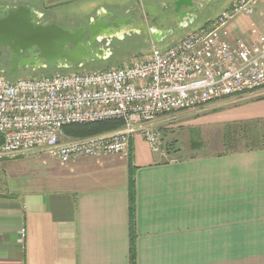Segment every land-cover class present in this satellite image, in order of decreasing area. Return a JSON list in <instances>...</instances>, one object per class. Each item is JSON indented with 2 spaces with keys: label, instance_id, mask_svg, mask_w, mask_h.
Returning <instances> with one entry per match:
<instances>
[{
  "label": "crops",
  "instance_id": "obj_1",
  "mask_svg": "<svg viewBox=\"0 0 264 264\" xmlns=\"http://www.w3.org/2000/svg\"><path fill=\"white\" fill-rule=\"evenodd\" d=\"M230 28L246 40L263 31L264 0ZM183 111L168 126L203 125L224 145L225 127L241 122L231 139L257 142L173 154L136 133L128 153L59 161L16 187L0 180V264H130L132 212L137 264H264V87Z\"/></svg>",
  "mask_w": 264,
  "mask_h": 264
},
{
  "label": "built area",
  "instance_id": "obj_2",
  "mask_svg": "<svg viewBox=\"0 0 264 264\" xmlns=\"http://www.w3.org/2000/svg\"><path fill=\"white\" fill-rule=\"evenodd\" d=\"M258 2L231 0L208 23L131 64L16 79L0 74V160L47 153L67 164L128 153L136 133L161 152L153 125L161 116L264 87V30L246 40L229 28L236 15H252ZM111 119L123 125L83 137L64 132L69 124ZM19 234L23 242L26 227Z\"/></svg>",
  "mask_w": 264,
  "mask_h": 264
},
{
  "label": "flooded vegetation",
  "instance_id": "obj_3",
  "mask_svg": "<svg viewBox=\"0 0 264 264\" xmlns=\"http://www.w3.org/2000/svg\"><path fill=\"white\" fill-rule=\"evenodd\" d=\"M163 1L167 3L163 5ZM211 1L121 0L114 2V5L130 2L122 14L104 9L105 12L101 11L99 4L78 18L72 12H67L69 10L59 14L61 11L55 9L73 0L53 1L50 4L43 0H0V73L12 75L25 68H40L38 64L41 67L57 66L45 60L38 44H20L13 32L6 30L10 25L17 24L15 26L20 32L28 25L32 29L61 26L74 36V41L65 45L61 53L70 55L78 46L79 63L84 66L107 54L105 40L111 36L132 33L143 37L148 44H153L179 34L204 13L205 5ZM162 6L164 8L160 10ZM28 13L30 16L26 17ZM67 63L77 64L75 61Z\"/></svg>",
  "mask_w": 264,
  "mask_h": 264
},
{
  "label": "rangeland",
  "instance_id": "obj_4",
  "mask_svg": "<svg viewBox=\"0 0 264 264\" xmlns=\"http://www.w3.org/2000/svg\"><path fill=\"white\" fill-rule=\"evenodd\" d=\"M43 1L50 4L53 3V1L62 0ZM114 1L115 0H73V2L55 7V9L61 11L59 14L64 12L66 13V11L69 10L67 12H72V15L78 16V18H80L84 14L94 10L96 8V5L99 4L101 5V11L109 10V12L114 11L116 14H122L128 7L127 5L130 3L128 2L126 4L117 6L114 5ZM226 1L227 0H212L205 5L204 13L200 15L194 23H192L188 27L183 28L179 32V34L167 38L162 42L148 44L143 37L134 35L132 33L114 35L105 40V52H107V54H103V57H101L99 60L86 64L84 66L79 64H69L62 67L48 66L33 69L25 68L13 73L12 75L4 73L0 74H4L9 79H16L19 77H39L51 75L57 71L63 73L83 72L93 69H108L111 67L131 64L135 60L144 58L146 55L151 53L154 48L164 50L175 43L177 40L185 36L189 31L208 23L209 20L215 17L221 10H223L227 6L228 1ZM164 2L165 1H163V5L167 3ZM163 8L164 6H162L160 10H163ZM248 16L250 15H236L231 21L229 28L231 27L232 22H235L237 25L240 19H244ZM187 112L183 111V113L185 114ZM169 116L171 115L161 116L153 124L154 127L161 133L162 148L164 149V151L173 154H189L193 152L214 150L219 151L225 149L224 145L216 142L213 137L208 135L205 138V136H202L206 132V129L203 128V125H200L198 127H196L197 125H193L194 127H191L192 124H188L187 122L184 124H177V122L180 121L178 120L175 123L172 122L177 125L168 126L169 120H167V118ZM197 117L198 116H191L190 119H195ZM206 142L210 143L209 146L211 147L205 148ZM176 149L178 151H176ZM154 153L158 155L159 152ZM59 165H61V163L47 153H32L18 157L4 158L0 160V180L2 184L10 187H16L19 186V184L24 183L26 180L40 177V174H42L47 167H58Z\"/></svg>",
  "mask_w": 264,
  "mask_h": 264
},
{
  "label": "water",
  "instance_id": "obj_5",
  "mask_svg": "<svg viewBox=\"0 0 264 264\" xmlns=\"http://www.w3.org/2000/svg\"><path fill=\"white\" fill-rule=\"evenodd\" d=\"M29 16L30 13H28L26 17ZM15 25L17 24H13L10 26L8 25L9 28H7L6 30H9V32H13L18 42L22 45L38 44L42 48V54L45 60L49 61L51 64L62 67L67 66L68 61H75V63L83 65V63H79L80 51L78 49V46L76 48L77 51H72L70 55L61 53V49L65 45H68L69 43L74 41V36L68 30L57 25H49L33 29L32 26L28 25L26 29L23 30V32H20L19 30H17ZM63 61H65V63H63ZM41 66V64H38V67Z\"/></svg>",
  "mask_w": 264,
  "mask_h": 264
},
{
  "label": "trees",
  "instance_id": "obj_6",
  "mask_svg": "<svg viewBox=\"0 0 264 264\" xmlns=\"http://www.w3.org/2000/svg\"><path fill=\"white\" fill-rule=\"evenodd\" d=\"M123 125V121L120 119H111V120H102V121H95V122H88V123H73L66 125L64 127V132L67 135L73 136V137H83V136H89L113 129H117ZM244 125L241 122H232L228 124L224 129V140H225V146L226 150H234L237 148H251L254 147L252 143L257 142V140H252L251 142L243 143V144H237L231 139V135L234 134L235 129L239 126ZM246 126H242L241 129H244ZM247 132L243 130V134H246ZM131 158V157H130ZM134 175L133 172L130 173V209L132 211L134 210V196H135V189H134ZM131 211V212H132ZM131 220V242H130V264H137V250H136V234L134 230V223L135 219L133 217L130 218Z\"/></svg>",
  "mask_w": 264,
  "mask_h": 264
}]
</instances>
